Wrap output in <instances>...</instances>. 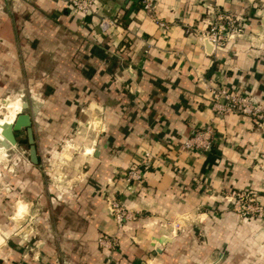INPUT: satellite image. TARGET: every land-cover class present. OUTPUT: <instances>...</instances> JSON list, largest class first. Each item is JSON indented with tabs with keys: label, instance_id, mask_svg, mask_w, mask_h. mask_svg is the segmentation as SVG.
<instances>
[{
	"label": "crops",
	"instance_id": "obj_1",
	"mask_svg": "<svg viewBox=\"0 0 264 264\" xmlns=\"http://www.w3.org/2000/svg\"><path fill=\"white\" fill-rule=\"evenodd\" d=\"M94 9L0 0V97L26 103L38 158L0 155V264H264V227L225 198L264 190V121L215 115L202 81L264 103V0H158L166 28L141 0ZM217 9L243 31L212 51L196 33ZM101 16L117 25L101 32ZM206 124L211 148L182 149ZM145 152L149 169L127 182ZM109 195L136 219L118 228Z\"/></svg>",
	"mask_w": 264,
	"mask_h": 264
},
{
	"label": "built area",
	"instance_id": "obj_2",
	"mask_svg": "<svg viewBox=\"0 0 264 264\" xmlns=\"http://www.w3.org/2000/svg\"><path fill=\"white\" fill-rule=\"evenodd\" d=\"M70 4L76 11L83 15L95 13L96 0H63ZM158 0H141V7L145 13L162 28H166L164 21L158 20L155 14ZM206 29L196 33L198 38L206 41L214 51L222 46L225 41L239 37L243 31V22L238 14L215 10L205 18ZM99 29L106 32L117 25V20L112 16H101ZM210 89L211 110L215 115L242 113L251 117L256 122L264 121V103L255 102L243 94L232 92L227 86H218L203 80ZM213 139V127L211 124L197 129L190 137L186 138L181 148L184 150L199 149L208 151ZM151 154L145 152L140 164L132 167L125 174L127 182L138 181L142 178V172L149 169ZM231 208L241 218H256L264 220V190L259 193L253 189L232 190L225 195ZM109 215L113 218L118 228H122L127 222L136 219V213L126 208L123 202L115 196H106ZM180 223L174 226L179 228ZM98 246L107 253L114 251L118 246V237L115 235L101 234L97 238Z\"/></svg>",
	"mask_w": 264,
	"mask_h": 264
},
{
	"label": "water",
	"instance_id": "obj_3",
	"mask_svg": "<svg viewBox=\"0 0 264 264\" xmlns=\"http://www.w3.org/2000/svg\"><path fill=\"white\" fill-rule=\"evenodd\" d=\"M7 98L0 97V108L7 105ZM26 103L22 105V111L18 112L10 122L0 124V148L4 151L10 150L16 146H28V155L31 163L38 162L37 150L34 142V133L32 128L31 116L26 109ZM25 135L24 138H20ZM167 241V238H163Z\"/></svg>",
	"mask_w": 264,
	"mask_h": 264
},
{
	"label": "rangeland",
	"instance_id": "obj_4",
	"mask_svg": "<svg viewBox=\"0 0 264 264\" xmlns=\"http://www.w3.org/2000/svg\"><path fill=\"white\" fill-rule=\"evenodd\" d=\"M20 109H22V104L21 103H17V102H7V105L6 106L0 108V118L3 119V120H5V121H7V122H10L11 120H13V118L16 116V114L19 112ZM24 137H25V135H21L20 136V138H24ZM21 147H24L26 150H28V146L23 145ZM4 153H6V151H4V150H2L0 148V155L1 154H4ZM1 158H3V157L0 156V163L2 161ZM258 221H259V224L264 227V220L263 219H260ZM263 259H264V257L263 256H260L259 262L260 261L264 262ZM219 262H220V259L219 258H215L210 264H219ZM249 263H250V261H249Z\"/></svg>",
	"mask_w": 264,
	"mask_h": 264
},
{
	"label": "bare ground",
	"instance_id": "obj_5",
	"mask_svg": "<svg viewBox=\"0 0 264 264\" xmlns=\"http://www.w3.org/2000/svg\"><path fill=\"white\" fill-rule=\"evenodd\" d=\"M4 122H7V121L0 119V124H3Z\"/></svg>",
	"mask_w": 264,
	"mask_h": 264
}]
</instances>
